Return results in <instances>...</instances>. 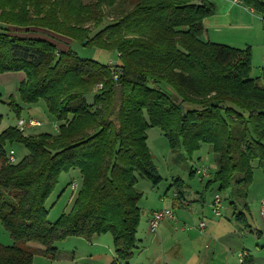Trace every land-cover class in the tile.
<instances>
[{
    "label": "trees",
    "instance_id": "trees-1",
    "mask_svg": "<svg viewBox=\"0 0 264 264\" xmlns=\"http://www.w3.org/2000/svg\"><path fill=\"white\" fill-rule=\"evenodd\" d=\"M84 1L0 0V75L23 72L20 100L44 102L59 124L55 136L0 133V223L13 241L0 245V264L53 260L56 244L107 233L110 264H128L140 221L137 177L154 188L162 182L146 144L151 129L161 130L172 154L207 145L217 156L209 183L232 204L246 208L252 163L264 176V83L250 78L249 48L202 40L211 3ZM239 1L264 18V0ZM65 39L114 52L118 64L58 50ZM14 144L28 155L8 164L4 148ZM70 170L79 171L81 187L71 211L49 223L45 203Z\"/></svg>",
    "mask_w": 264,
    "mask_h": 264
},
{
    "label": "rangeland",
    "instance_id": "rangeland-1",
    "mask_svg": "<svg viewBox=\"0 0 264 264\" xmlns=\"http://www.w3.org/2000/svg\"><path fill=\"white\" fill-rule=\"evenodd\" d=\"M207 1L213 4L212 0ZM25 35L29 36V34ZM209 35L212 36L211 32ZM219 38L222 42L216 41ZM243 38H246L248 41H240ZM211 42L235 49L249 48L251 55L250 78L258 79L261 84L264 83L262 82V77H264V30L259 28V26L240 27L233 31H229V33L222 35V37H212ZM66 44L67 43H64V41L55 42V46L58 50L66 51L70 47L81 59L93 60L112 67L117 64L118 58L114 52L84 47L83 44L77 42L70 41L68 45ZM24 80L25 74L23 72L0 75V133L9 128L19 130V127H17L19 120L27 123L29 120L34 119L40 124L39 127L25 129L21 132L22 134L25 136L42 133L51 134L53 136L57 135L58 123L50 116L44 102H38L34 105H25L20 100L18 87ZM98 91V88L95 87L92 94L94 95ZM86 100L89 104L92 103L90 96H87ZM15 108H18V111H16ZM146 144L152 162L158 174L162 177V182L154 188V192L159 195H164L173 180H179L182 182L183 188H191L193 191L197 192L201 186H204L205 178L202 179L200 176L196 175V177L189 179L188 175L190 170H206L208 177L209 171L214 168L216 169L217 156L209 150L207 145H202L199 151L191 156L186 155L184 152L172 154L168 149V144L163 133L159 129H151L147 132ZM4 151L6 156L10 151L14 153V163H18L28 155L27 150L18 144L6 145ZM251 168L253 181L249 191L251 197H256L257 194L264 191V176H262V171L257 167L255 162L251 164ZM72 184L75 185V191H72L70 188ZM80 187L81 176L78 170H70L67 173L60 174L53 193L45 203L47 221L49 223H53L60 215L68 214L71 211ZM145 187H149V184L144 179L137 177L136 189L143 193ZM213 189L216 190L215 187H213ZM181 192L184 191L182 190ZM203 194L204 200L207 201L211 196V190L208 189L204 191ZM223 202L225 210L229 209L231 206L229 202ZM240 209L241 208L238 206L232 208L233 213L236 215L240 214ZM250 214L251 216H247V218L248 222L251 224L258 218L256 215H252L254 213L251 212ZM245 233L248 234V230H246ZM262 241H264V238H262ZM12 244L13 241L0 223V245L3 247H10ZM97 246L99 248L91 247L85 240L70 238L62 243L56 244L57 256L55 259L52 260L36 255L33 257L32 264H110L113 256L112 237L110 233L102 235L101 242ZM31 247L36 248L38 246L31 245ZM95 249L96 254L100 256L98 259L92 257Z\"/></svg>",
    "mask_w": 264,
    "mask_h": 264
},
{
    "label": "crops",
    "instance_id": "crops-1",
    "mask_svg": "<svg viewBox=\"0 0 264 264\" xmlns=\"http://www.w3.org/2000/svg\"><path fill=\"white\" fill-rule=\"evenodd\" d=\"M212 2L214 14L203 22V41L211 42L212 37H222L240 27L257 25L264 30V18L241 3L233 4L223 0ZM63 41L70 43L66 39ZM216 41L221 40L219 38ZM240 41L248 40L243 38ZM193 170L195 169L189 172V179L196 177ZM214 171L215 168L209 171L204 186L197 192L191 188H183L182 182L173 180L164 195H159L147 182L149 187L144 188L139 203L137 249L128 264H242L239 259L242 253L246 254L243 264H264V217L259 212V203L264 199V191L256 197H251L248 190L246 208L238 203L232 204L233 200H227L230 197L228 192H219L216 184L209 183ZM208 189L211 190V196L205 201L203 192ZM182 190L184 192H181ZM215 195H219L222 201H228L231 205L225 210L222 202L219 216H215L211 208ZM236 206L241 208L242 220H238L233 213L232 208ZM158 210H171L174 220H165L151 231L148 214ZM251 212L258 219L250 224L247 216H251ZM201 222L205 224L203 230L198 228ZM246 230L248 234L245 233ZM100 242L101 237H98L87 243L91 247L99 248L97 245ZM93 253L92 257L100 258L96 249Z\"/></svg>",
    "mask_w": 264,
    "mask_h": 264
},
{
    "label": "built area",
    "instance_id": "built-area-1",
    "mask_svg": "<svg viewBox=\"0 0 264 264\" xmlns=\"http://www.w3.org/2000/svg\"><path fill=\"white\" fill-rule=\"evenodd\" d=\"M226 2H231L233 4H238L240 3L239 0H223ZM116 76H114V80H116ZM262 82H264V77H262ZM98 90L101 89V86H97ZM39 123L37 121H35L34 119L29 120L27 123H25L22 120H19L17 123V127H19L18 131L22 132L25 129H32V128H36L39 127ZM59 125V124H58ZM58 128V127H57ZM7 163L8 164H12L14 163V153L12 151H10L7 155ZM195 175L200 176L201 178H206L207 177V171L206 170H194ZM72 191H75V185L72 184L70 186ZM222 199L219 195H215L212 203H211V208H212V212L215 216H219L220 215V211L222 209ZM259 212L261 214L262 217H264V199H262L259 203ZM148 220H149V229L151 231H154L157 226L165 221V220H174V214L171 210H158V211H153L151 213L148 214ZM198 228L200 230H203L205 228V224L204 223H199ZM246 257L245 253H242L240 255V263L243 264V259Z\"/></svg>",
    "mask_w": 264,
    "mask_h": 264
},
{
    "label": "water",
    "instance_id": "water-1",
    "mask_svg": "<svg viewBox=\"0 0 264 264\" xmlns=\"http://www.w3.org/2000/svg\"><path fill=\"white\" fill-rule=\"evenodd\" d=\"M84 43H85V41L82 44H84ZM180 111H181V109H180Z\"/></svg>",
    "mask_w": 264,
    "mask_h": 264
}]
</instances>
